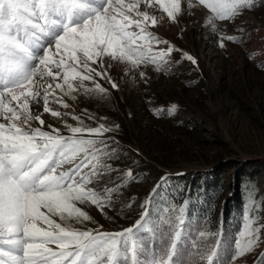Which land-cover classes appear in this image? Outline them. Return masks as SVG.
<instances>
[{"label":"snow or ice","instance_id":"obj_1","mask_svg":"<svg viewBox=\"0 0 264 264\" xmlns=\"http://www.w3.org/2000/svg\"><path fill=\"white\" fill-rule=\"evenodd\" d=\"M181 2L0 0V264H197L180 256L181 228L168 234L166 248L148 251L142 239L145 216L120 232L100 231L103 225L70 229L52 219L57 215L61 220L83 224L92 218L76 206L77 202H91L101 210L110 206L91 185L116 170L104 162L116 158L111 147L114 138L106 135L115 128L104 123L73 126L65 120L64 128L69 133L65 135L51 124L44 130L42 119L44 113L57 118L70 115L51 109L50 97L69 109L71 105L63 96L75 100L81 93L107 95L109 88L101 81L118 90L104 57L129 64L130 71L146 64L162 71L171 54L180 49L149 31L157 26L158 19L148 9L155 10L159 5L170 21H176L182 14ZM196 3L209 10L206 23L216 30L219 22L234 20L243 10L251 9L256 0ZM187 5L193 8L194 0H187ZM224 39L240 38L222 37L221 47ZM153 42L167 47L156 50ZM183 55L195 63L191 55ZM139 75L147 82L145 72ZM41 100L43 112L37 114L34 106ZM83 112L86 114L87 109ZM87 118L95 119L91 115ZM73 119L80 121L77 116ZM33 121L39 126L34 127ZM126 175L131 177L132 170L128 169ZM167 179L163 177L161 183ZM163 224L171 226V221L162 220L161 227ZM254 224L253 218L246 225V243L236 248L232 261L258 246L264 226ZM199 236L206 233L201 231ZM49 244H55L58 250ZM198 247L193 241V248ZM218 250L219 241L210 253L196 251L194 255L214 264ZM259 259L264 260V254Z\"/></svg>","mask_w":264,"mask_h":264},{"label":"rangeland","instance_id":"obj_2","mask_svg":"<svg viewBox=\"0 0 264 264\" xmlns=\"http://www.w3.org/2000/svg\"><path fill=\"white\" fill-rule=\"evenodd\" d=\"M194 5L189 9L187 0H182V14L176 21H170L159 5L148 9L158 19L149 31L180 49L171 54L162 71L151 64L130 71L129 64L104 57L118 90L101 81L109 88L107 95L81 93L75 100L63 96L69 109L50 97L51 109L70 115L57 118L44 113V130L51 124L68 135L65 120L73 126L104 123L115 128L106 135L114 138L111 147L116 151V158L104 161L116 170L91 185L110 206L101 210L91 202H77L92 218L83 224L57 215L52 219L70 229L103 225L100 231L120 232L141 216L146 219L150 201L156 197L152 221H172L173 229H182L178 244H189L194 250L195 241L202 252L213 227L220 224L222 211L229 212L231 204L239 203V229L226 264H264L259 259L264 254V230L258 246L231 260L236 248L246 243V225L254 218L253 226H264V0H256L234 20L219 22L216 30L206 23L209 10L196 0ZM228 35L240 39H224L221 47V38ZM152 47L158 50L167 45L153 42ZM185 52L195 63L184 57ZM140 71L146 73L147 82L140 78ZM43 107L41 100L34 111L39 114ZM88 115L95 119L89 120ZM73 116L80 117L82 124ZM33 126L39 123L33 121ZM128 169L131 177L126 175ZM165 176L168 179L162 184ZM202 185L203 196L198 193ZM199 210L208 217L202 219ZM201 231L205 237L199 236ZM157 234L145 220L142 239H154ZM48 247L58 250L55 244Z\"/></svg>","mask_w":264,"mask_h":264},{"label":"trees","instance_id":"obj_3","mask_svg":"<svg viewBox=\"0 0 264 264\" xmlns=\"http://www.w3.org/2000/svg\"><path fill=\"white\" fill-rule=\"evenodd\" d=\"M204 188L205 186L202 185V190H198V191H201L198 193H202V196L204 194ZM155 199L156 197H154L150 201L149 208L147 211L148 214L145 220L150 221V223L153 226L154 232H157L158 234L156 235V238L154 239H151L149 237L147 239H143L145 248H148V251H151L153 248H156V249L166 248L168 244L170 243L168 234H170L174 228L172 221H171V226L167 224H163L162 227H161L162 222L160 221L157 222L155 220L152 221V216L154 215V211L157 206V203H156L157 201ZM198 213L200 214V217L202 219H206V217H208L206 212L202 210H199ZM240 214H241L240 204L239 203L231 204L229 212L225 209L222 211L220 224L217 223L216 228L215 226L213 227L214 230L212 234L209 236V238L207 239V242H208L207 247L209 249H212L216 245V242L219 241V250L214 259L215 264H226V261L229 259L230 253L232 251L233 239H234L235 233L239 229ZM149 247H151L152 249L149 250ZM178 247H179L181 258H186L188 260H196L197 264H205L206 260H199L198 257L194 255L196 251L201 252L200 248L191 250V248H188L190 247L189 244H186L184 246H182L181 244H178ZM206 249L202 252L210 253L206 251Z\"/></svg>","mask_w":264,"mask_h":264}]
</instances>
